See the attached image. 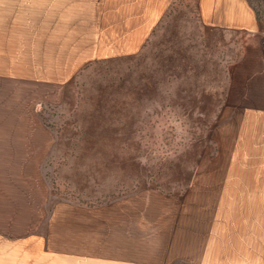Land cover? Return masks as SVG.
<instances>
[{
  "label": "rangeland",
  "instance_id": "rangeland-1",
  "mask_svg": "<svg viewBox=\"0 0 264 264\" xmlns=\"http://www.w3.org/2000/svg\"><path fill=\"white\" fill-rule=\"evenodd\" d=\"M197 1H151L123 41L61 31L20 49L0 35L1 228L138 193L221 201L264 169L244 113L264 106L257 39L205 30Z\"/></svg>",
  "mask_w": 264,
  "mask_h": 264
},
{
  "label": "crops",
  "instance_id": "crops-1",
  "mask_svg": "<svg viewBox=\"0 0 264 264\" xmlns=\"http://www.w3.org/2000/svg\"><path fill=\"white\" fill-rule=\"evenodd\" d=\"M151 1L0 0V35L20 49L30 34L61 31L123 41ZM159 1L161 12L171 2ZM197 2L205 30L257 39L253 71L264 81V5ZM244 113L258 134L252 145H264V106ZM231 185L225 199L205 203L151 192L96 206L58 203L44 229L0 227V264H264V169L242 170Z\"/></svg>",
  "mask_w": 264,
  "mask_h": 264
}]
</instances>
